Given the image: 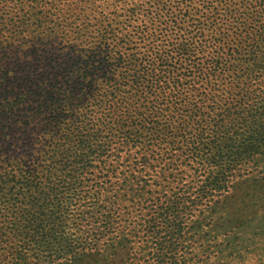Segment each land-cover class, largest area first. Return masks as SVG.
Instances as JSON below:
<instances>
[{"label":"trees","instance_id":"16d2710c","mask_svg":"<svg viewBox=\"0 0 264 264\" xmlns=\"http://www.w3.org/2000/svg\"><path fill=\"white\" fill-rule=\"evenodd\" d=\"M4 1L0 264H264V0Z\"/></svg>","mask_w":264,"mask_h":264},{"label":"rangeland","instance_id":"374dc122","mask_svg":"<svg viewBox=\"0 0 264 264\" xmlns=\"http://www.w3.org/2000/svg\"><path fill=\"white\" fill-rule=\"evenodd\" d=\"M27 2V0H22ZM6 6L10 7L16 1L7 0L4 1ZM155 0H58L57 2V12L60 15H65L68 19H73L75 17L92 19L93 21L102 18L116 19L119 21H124L128 19L131 15L137 17L148 16L147 12H150V7ZM153 8L151 7V10ZM6 12V8L0 6V16ZM259 242L261 245L263 243ZM257 250L252 254H249L250 260L247 264H255L258 256Z\"/></svg>","mask_w":264,"mask_h":264}]
</instances>
